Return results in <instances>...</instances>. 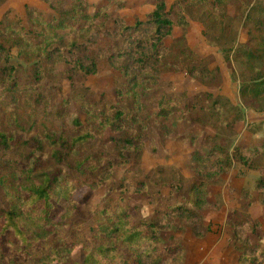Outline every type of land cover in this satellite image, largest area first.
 <instances>
[{
	"label": "trees",
	"instance_id": "1",
	"mask_svg": "<svg viewBox=\"0 0 264 264\" xmlns=\"http://www.w3.org/2000/svg\"><path fill=\"white\" fill-rule=\"evenodd\" d=\"M40 1L48 5L50 16L34 7L25 11L30 26L38 31L27 30L20 21H4L0 28L1 105L14 106V113L23 107H47L50 101L39 92L43 80L57 75L74 88L76 76H97L102 61L120 72L122 79L116 87L117 104L104 97L88 99L87 90L72 98L80 103L87 126L76 117L72 128L53 127L35 115L29 131L18 119L12 121L11 130L0 120V264H26L18 261L19 255L30 258L37 248L40 255L35 264H67L80 248L84 264H185L184 248L173 239L165 241L161 234L188 227L195 236L205 237L210 228L201 213L214 207L208 201L209 187L220 184L235 164L257 172L259 178L253 188L241 190L244 205L228 217L230 242L238 264H264V236L258 234L261 222L248 213L255 202L264 206V137L254 148L235 143L236 125L246 122V115L224 95L201 92L190 97L186 92L162 90V75L167 73H185L208 87L222 84L221 71L210 69L214 57L189 46L188 16L203 26L206 43L223 54L232 80L239 85L242 106L264 112V0H175L171 7L166 0H153L154 10L147 20L128 26L122 18H112V32L106 12L114 5L124 6L117 0H106L101 6L91 0ZM170 10L176 11L179 24L186 28L177 37ZM241 30L247 36L243 43ZM106 35L112 37L110 45L102 42ZM12 41L18 57L31 65L24 81L11 62L8 43ZM149 99L154 101L152 107L147 105ZM68 107L69 100L58 105V116H65ZM151 120L162 137L196 146L190 169L197 182L184 189L163 185L169 186L170 193L161 199L154 219L135 221L126 203L130 196L148 195L149 187L128 176L116 181V171L127 164V157L142 156ZM179 125L211 128L214 134L201 141V133L179 136ZM34 128L31 138L18 136L19 130ZM109 130L117 135L111 139L117 163L104 152L85 150ZM254 133L264 134V123ZM150 141L152 152L157 153L153 138ZM39 154H47L46 159ZM63 167L75 178L63 176ZM80 185L112 188L116 198L100 208L101 223L91 239L65 241L59 236L65 225L51 219L52 200L56 193L73 208V194Z\"/></svg>",
	"mask_w": 264,
	"mask_h": 264
},
{
	"label": "rangeland",
	"instance_id": "2",
	"mask_svg": "<svg viewBox=\"0 0 264 264\" xmlns=\"http://www.w3.org/2000/svg\"><path fill=\"white\" fill-rule=\"evenodd\" d=\"M3 1L4 0H0V28L2 24H4V21H7V23L20 21L22 23L21 25L27 30L34 29L38 31L36 27L30 26L26 18L25 11L27 6L36 8L45 14L46 17L52 14L49 7L47 8L45 6L44 8L42 4L44 2L40 0ZM152 1L153 0H117V3H123L124 6L118 8L114 5L107 10L106 14L111 16V20L107 23L108 29L111 32L115 30L112 18L114 19L116 17L122 18L124 23L128 26H133L137 21L147 20L154 10ZM166 1L167 6L171 7L175 0ZM106 2V0H91V3L96 6L104 5ZM90 11L91 13L95 12L94 9ZM232 12L233 10H231V13ZM170 13L171 18L176 23L174 36L177 37L184 32L185 27L179 24L181 20L177 17L176 11L170 10ZM186 18L188 20L187 34H189L188 39L192 49L201 54L215 57L214 62L210 65V69L221 71L223 77L222 84L219 87H208L191 79L185 73H167L162 75V90L169 93L186 92L190 97H194L201 92L219 95V90L227 81V84H225L221 91H233L235 85H238V83L232 80V69L225 62L223 54L218 47H213L206 43L207 41L203 34L204 28L201 24L199 26V24L197 22L195 23L190 17L187 16ZM239 40L241 43L247 40L245 31H240ZM171 41L172 39L169 38L167 44L171 43ZM102 42L110 45L112 43V37L106 35ZM8 46L11 51V62L18 68L19 77L24 81L31 65L18 57L17 50L13 46V41L10 42V44L8 43ZM121 79L122 75L120 72L112 69L104 61L100 63V71L97 76H76L74 79V88L71 87V82L60 76H49L40 83L39 92L47 97L51 104L48 103L47 107L39 106L35 110L22 106L24 110L20 113H14V106L0 104V120L11 130L14 129L12 121L18 119L25 130L29 131V128L33 127L32 117L36 118V116L53 127L67 125L72 128V122L76 117H79L87 126V117L81 110L80 103L72 98L77 94H81L84 90H87V94H89L87 95V97H89L88 99L95 98L99 101L104 97L107 102L117 104L116 87ZM67 100H69V107L67 108L68 113L65 116L59 117L58 105H61ZM147 105L152 107L154 101L152 99L147 100ZM238 106L241 107V105ZM242 109L245 112V109L248 108L242 106ZM62 111H65V109ZM263 120L264 117H261L256 121L262 122ZM259 122L257 124H248L246 118V122L237 124L235 140L237 141L242 133L243 136L249 133L253 135V144L251 147L261 144V134L254 133L262 124ZM36 131V128L31 132L19 130L18 136L23 139H29ZM188 132L201 133L202 136L200 137V141L203 140L206 135L214 134V131L207 127L203 128L198 125L178 126L177 135H185ZM116 136L117 135L110 130L106 131L102 140L86 146L85 150L94 154H102L104 152L110 155L113 162L117 163L118 158L114 143L111 141L112 137ZM150 138H153L157 146V153L152 152ZM143 139L146 148L142 156L139 158H135V156L127 157V164L123 167H117L116 171V181L121 182L123 177L128 176L130 181L142 182L149 187L150 193L148 195L137 194L130 196L126 203V206L130 207V213L135 221L141 219L151 221L154 219L155 212L160 205L161 199L168 198L170 193L169 186L163 185L173 184L183 187L184 189L197 182L193 171L190 169L193 163V153L196 149L195 145H192L190 142H179L173 137H162L161 131L156 124L152 123V120L144 133ZM37 157L46 159L47 154H39ZM74 159H76V157ZM61 170L63 176H72V178H75V175H73L74 173L68 169V167H63ZM258 178L259 174L257 172L245 170L238 164H235L232 171L223 176V181L220 184L211 185L209 187L211 195L208 201L214 207L213 209L203 211L201 214L204 219V224L210 228V232L205 237L200 238L195 236L190 228L185 227L182 230L162 232V238L168 242L170 239H173L174 242L184 248L186 252L185 264H238V254L234 244L230 242V231L226 222L231 213L244 205L240 200L241 190L243 188H253ZM116 181H112L111 183L115 185ZM116 194L117 192L112 190V188L100 187L94 190L87 186L80 185L73 194L75 205H71L73 208H70L69 202L64 198L58 197L55 193L52 200L53 208L51 210V219L54 223L65 225L62 230L59 231V236L62 240L80 241L82 238L91 239L93 233L96 232V227L101 223L100 208L109 203L110 200L115 199ZM70 209L71 212H69ZM248 213L253 219L261 222V229L258 234L264 236V206L259 202H255ZM94 227L95 231H93ZM251 238L253 240L257 239L256 236H252ZM39 255L40 250L37 248L34 250L32 257L26 258L20 254L17 259L21 263L35 264L39 259ZM67 264H84V253L81 248L71 256Z\"/></svg>",
	"mask_w": 264,
	"mask_h": 264
},
{
	"label": "crops",
	"instance_id": "3",
	"mask_svg": "<svg viewBox=\"0 0 264 264\" xmlns=\"http://www.w3.org/2000/svg\"><path fill=\"white\" fill-rule=\"evenodd\" d=\"M167 2V1H166ZM44 5V8L45 6L48 8V6L45 4V3H42ZM154 8V7H153ZM196 23V22H195ZM199 24V23H198ZM200 26V24H199ZM201 28V27H200ZM201 31H202V28H201ZM189 38V34H187V39ZM188 43H189V39H188ZM189 46L191 47L190 43H189ZM208 46V45H207ZM210 47V46H209ZM192 48V47H191ZM199 53V52H198ZM201 54V53H199ZM201 55H204V56H208L206 54H201ZM212 55V54H210ZM215 58V57H214ZM226 81V79H225ZM225 84H227V81L226 83H224V86ZM235 85V84H234ZM223 86V87H224ZM222 87V88H223ZM221 88V89H222ZM221 89L219 90V93L221 95H224L226 97H228L235 105H241L242 107V103H241V100H240V97H239V87L238 85H235V88L233 89V91L231 92H224V91H221ZM202 90V89H201ZM204 90V89H203ZM218 93V94H219ZM245 113H246V118H247V121H248V124H257L259 121H256L257 119L261 118V117H264V112H256L252 109H245ZM259 123H264V120L262 122H259ZM255 134H259V133H255ZM261 136H262V140H263V137H264V134L260 133ZM250 136V137H249ZM253 135L249 134V133H246L244 136H243V133L240 135V138L236 141V144L242 146V147H246V148H254L258 145H255V146H252L251 145L253 144ZM262 143V142H261Z\"/></svg>",
	"mask_w": 264,
	"mask_h": 264
}]
</instances>
